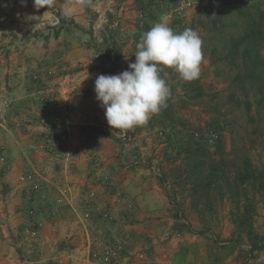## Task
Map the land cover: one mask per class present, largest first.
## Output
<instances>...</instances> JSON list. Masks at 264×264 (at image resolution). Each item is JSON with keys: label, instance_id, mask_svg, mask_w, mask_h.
I'll use <instances>...</instances> for the list:
<instances>
[{"label": "rangeland", "instance_id": "rangeland-1", "mask_svg": "<svg viewBox=\"0 0 264 264\" xmlns=\"http://www.w3.org/2000/svg\"><path fill=\"white\" fill-rule=\"evenodd\" d=\"M206 4L54 0L39 28L0 30V182L19 197L18 264H264V116L198 25ZM157 22L198 32L201 74L165 68L167 107L113 129L95 80L128 70Z\"/></svg>", "mask_w": 264, "mask_h": 264}, {"label": "clouds", "instance_id": "clouds-1", "mask_svg": "<svg viewBox=\"0 0 264 264\" xmlns=\"http://www.w3.org/2000/svg\"><path fill=\"white\" fill-rule=\"evenodd\" d=\"M90 0H82L87 5ZM54 0H34V6L50 7ZM202 37L192 28L175 32L167 23L157 22L137 43L135 62L116 75H99L94 83L96 99L105 110L109 126L132 129L148 123L167 107L171 87L167 82L171 68L185 81L199 78L204 59Z\"/></svg>", "mask_w": 264, "mask_h": 264}, {"label": "trees", "instance_id": "trees-1", "mask_svg": "<svg viewBox=\"0 0 264 264\" xmlns=\"http://www.w3.org/2000/svg\"><path fill=\"white\" fill-rule=\"evenodd\" d=\"M224 1L206 0L208 4L200 6L199 10L207 13L200 18L198 25L202 30L209 29L210 25L219 35L224 44L225 61L231 68L238 69L235 82L242 87L246 83L252 85L258 97V111L264 116V7L243 0H230L228 7ZM220 6L223 8L213 15L214 9ZM230 15L234 20L225 22V16ZM107 57L111 61V54Z\"/></svg>", "mask_w": 264, "mask_h": 264}, {"label": "crops", "instance_id": "crops-1", "mask_svg": "<svg viewBox=\"0 0 264 264\" xmlns=\"http://www.w3.org/2000/svg\"><path fill=\"white\" fill-rule=\"evenodd\" d=\"M47 10L37 9L34 0H0V30L2 33L19 32L22 29H36L40 24L36 19H46ZM16 19V20H15ZM8 20H11L9 22ZM5 48L0 47V56L5 52ZM0 75V80H1ZM10 189V190H9ZM16 189L11 190L4 187L0 182V264H18L17 252H15L13 228L16 226L14 204L18 203ZM206 257L212 252H202ZM237 253H231L230 257ZM236 257V256H235Z\"/></svg>", "mask_w": 264, "mask_h": 264}]
</instances>
